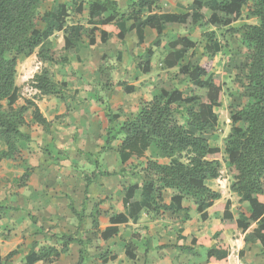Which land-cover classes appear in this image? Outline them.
I'll list each match as a JSON object with an SVG mask.
<instances>
[{
  "label": "trees",
  "instance_id": "16d2710c",
  "mask_svg": "<svg viewBox=\"0 0 264 264\" xmlns=\"http://www.w3.org/2000/svg\"><path fill=\"white\" fill-rule=\"evenodd\" d=\"M43 2L0 0V163L19 160L22 156L19 144L31 141V135L23 130L29 126L28 115L46 133L53 127V122L44 116L36 100L57 97L67 105V113L70 112L69 100L72 97L67 94L68 83L56 82L49 67H43L29 81V87L36 91L35 96L16 106L21 89L16 85L19 59L37 53L38 60L44 64L58 63L55 61L57 43L52 40L56 33H64V50L71 54L83 41L84 33L93 36L99 32L103 42L108 41L110 34L117 33V38L123 41L127 33L149 27L158 35L154 45L160 46L164 30L168 27L179 25L187 32L202 28L205 46L201 55L197 54V43L190 37L181 36L170 42V50L163 63L166 69L178 68L179 72L170 80L157 79L154 83L157 93L150 101H142L136 115L115 129L113 124L121 114H112L106 107L110 126L96 160L110 151H117L126 160L141 159L155 148L158 158L167 159L168 163L149 158L144 165L141 164L140 182L131 183L125 189L124 212L111 215L112 227L103 232L99 231L98 218L108 212L102 210L100 204H95L89 215L92 231L108 241L118 235L117 226L127 224L131 216L144 210L155 215L161 212L185 213L188 219L189 210L183 207L185 199L193 201L202 218L207 219V210L222 198V194L213 190L208 182L221 178L220 159L223 155L232 172L230 190L241 202L249 204L250 214L235 218L230 201L223 206H215L213 210L223 211L222 224L215 227L216 232L202 239L193 238L191 246L179 245L178 248L192 253L193 246L209 247L207 264H229L225 230L239 229L246 233L254 225L256 228L246 234L244 241L260 242L264 246V0H194L185 14L172 13L168 8L163 13L157 12L161 8V0H132L125 9L119 8L116 0H71L81 15L87 5L88 22L93 26L89 30L80 23L68 25L70 11L65 4H55L50 11L41 14ZM245 8L248 9L247 17L255 18L257 23L234 27L243 19ZM129 20L132 24L127 26ZM108 25L116 27H109L114 33L101 28ZM209 28L214 30L209 31ZM220 30L237 36L247 54L241 48L232 49L222 74H214V60L222 49L217 37ZM154 54V50L149 48L143 56L141 64L147 66L146 73L151 71ZM236 71L244 72L238 79L242 93L230 95L232 128L221 149L210 144L219 123L215 109L223 106V76H231ZM183 85L185 88L182 90L179 87ZM124 89L131 94L134 87L124 86ZM83 154L89 159L95 157L93 153ZM95 166L99 167L98 161ZM32 170L26 166L20 179L22 184L30 180ZM100 175L109 174L93 172L85 179L86 195L89 186ZM167 190L176 192L170 205L164 203L163 195ZM69 208L78 218L80 230L88 218L85 207L78 211L70 204ZM7 210L0 204V220L6 216ZM59 239L60 249L56 246L38 249L35 245L27 256L26 264L40 261L56 263L69 252L72 244L80 247L77 264H88L92 239L80 235V231L74 235H61ZM213 241L216 244L212 246ZM17 253V250L10 252L5 260L9 261ZM127 255L131 260L136 258L130 251ZM98 258L102 264H108L116 260L117 255L110 257L101 252Z\"/></svg>",
  "mask_w": 264,
  "mask_h": 264
},
{
  "label": "crops",
  "instance_id": "0c3cea01",
  "mask_svg": "<svg viewBox=\"0 0 264 264\" xmlns=\"http://www.w3.org/2000/svg\"><path fill=\"white\" fill-rule=\"evenodd\" d=\"M116 1L119 8L121 9H125L132 2V0ZM193 1L194 0H161V8L157 10V12L163 13L165 11L164 9L168 8L172 13L185 14L187 13V8L192 4ZM55 4H65L69 7L70 12L68 25L75 26L79 25L80 23L85 26L87 30L92 29L93 26H91L88 22L89 11L87 5L83 7V14L81 15L76 12V9L78 7L72 5L71 0H53L52 5L46 11H50L52 6ZM45 12H43V14ZM253 19L255 20L254 24H256L257 20L255 18ZM241 21L236 23L237 26L239 25L241 27L246 24H252L246 23L240 25ZM131 24L132 20H129L127 26H130ZM236 24H234V27H236ZM109 27L116 28L115 26L109 25L101 28L108 32L114 33V31ZM181 30H184V33H180ZM173 32H177L179 34L173 36L170 35V38L168 39L169 33ZM186 33L189 32H187L179 25L168 27L164 30L160 46L154 45L158 35L155 30L149 27L127 33L123 41L117 38V33L110 34L107 42L102 41V36L99 32H97L93 36L89 35L88 33H84L83 41L81 42V44H79V47L77 49L75 48V50L72 51L71 54L64 50V33H56L52 37V40H55L57 43V48L55 50V61H58V63L44 64L38 60L37 53L27 58L21 57L19 59L18 70L21 67L22 72L27 75L25 81L21 82H29L37 73L41 71L43 67H49L56 82L68 83L67 94L72 97L69 100V104L71 105L69 113H67L68 109L65 102L61 101L57 97L51 96L42 98H55V100L53 99V102L51 103L52 105L49 104V114L46 113L45 110L41 107V104L36 101L44 116L49 121L53 122V127L48 133H46L42 127L35 124L36 126L33 129L37 130L40 137L39 139H36L38 140V144L40 146L49 145V147L52 146L55 151L63 150L64 152V150H72L73 145H77L81 148L82 145H84L83 139L85 136H87L88 139H90L89 144H94V139L96 140L98 138H101V142H99L98 145H101L102 148L107 134V129L110 126L108 118L106 116V107L111 110L112 114H121V118L113 124V127L115 129H117L119 125L126 119L136 115L140 110L142 101H150L157 93L154 90L155 81L159 78L164 81L170 80L179 72L178 70V72L173 77L165 79L163 74L166 70L170 69L165 68L163 61L170 50V42L176 40L181 36L190 37ZM149 48H152L155 54L151 63V71L149 73H146L148 68L146 65L141 64V62L145 52ZM162 51H165L166 53L163 57L162 62H159V54H161L160 52ZM107 53H110V56H114L116 60L119 61L118 63L120 64V66L114 70L117 71L118 74L116 75V78L119 79L117 82H112V84H116V89L117 87L119 88L117 92L115 91L113 99L106 101L104 99L106 87L105 85L100 83V73L102 71L101 68L103 66L102 64L104 56ZM98 55H101V57H99ZM63 59L66 62H64ZM161 68L166 70L162 73H159V70H161ZM159 74L160 77H158ZM19 84L20 83H18L17 79L16 85L18 87H20ZM123 85L128 88L134 87L133 92L131 94L127 93ZM179 88L182 89V86H180ZM147 90H150L151 92V96L148 98L147 95H145V92ZM122 92H124V100L123 102L117 103L116 96L118 97ZM17 104L21 106L24 104V102H22L21 98H19ZM131 105H133L134 111L128 110ZM217 110H219V108L215 109L216 113ZM26 133L31 135V141L28 143L21 142L19 144L21 152H24L26 150L24 153H22V155L25 153L28 154L36 151L34 145L35 138L33 134L29 132ZM151 149L147 152L145 158H131L128 160L131 161L136 159L138 163H141L142 165H144L149 158L153 160H159L160 163H168L167 159L158 158V152L156 149H154L155 151H151ZM86 151V153L94 154L92 150ZM108 153H114L118 155L120 161H122L124 158L122 155H119L117 151H110L105 154ZM16 162L17 161L4 160L0 163V165L9 166L11 164H16ZM27 165H29V163H25L24 170L26 169ZM29 166L31 167V165ZM103 176L104 175H100L98 177V182ZM216 181L217 180L209 181L208 185L211 187L212 184L214 185ZM211 188L215 191L220 192L222 194V198L221 200L217 201L213 207L207 210V219L202 218V213H199L197 211V206L190 199H185L183 202V207L189 210L188 219L185 218V213L161 212L159 215H155L154 213H149L148 211L144 210L142 213H137L134 216H131L127 224L117 226L119 229V233L117 236L111 238L110 240L105 241L103 240V238H101L100 234H98L99 239H101L99 240V242L101 241L100 245L104 247V251L99 250L97 253L92 255L89 253L90 258L88 260V264H92L96 260L97 262H95V264H102L101 260L98 258V255L101 252H106L110 257L112 255H117V259L114 261H109L108 264H197L195 263V259L197 257L202 258L203 255L204 257L201 259L199 264H207V252L209 250V247L202 248L198 245L193 246V252L188 253L179 249L178 246H191V240L193 238L202 239L205 236H212L216 232L215 227L222 224L223 217L222 210H213L214 207L219 203L225 205L227 201H230L231 211L237 219H239V217L243 214L247 217L250 214L249 204L247 202H241L240 198L236 194L231 192L230 187L225 192L214 189L213 187ZM175 195L176 192L173 190L165 191L163 195L164 203L170 205L171 200ZM124 196L125 192L122 197L123 209L117 212L112 211L98 218L99 231L103 232L107 228L112 227L109 220L111 215H117L124 212ZM86 199L87 195L85 193L83 208L86 207ZM102 203L100 207L102 206ZM0 204L8 208V214L2 220H0V257L2 258L1 264H9L11 260H13V264H16L17 259L14 258L15 256L13 257L14 259L12 258L9 261L5 260L6 256L14 250L18 251L16 255L17 258L21 257L22 259H24L23 263L26 264L27 256L29 255L32 248L37 245L39 249L44 245H40L37 241L34 240H32L31 242H24L19 235L25 229L23 227H17L15 225L19 222V218H21V216L22 218H25V213H20L21 209L16 204L11 205V203H2L1 201ZM242 205L245 206V212H236L237 210L239 211V208H241L237 206ZM91 212L92 211H90V213ZM90 213H85V215L88 217L85 220V223L90 221V229L88 230V233L93 235L94 232L92 231L91 226L92 221L89 218ZM75 219L78 220V218L76 217ZM205 226L207 227V229L202 230ZM255 228L256 225L252 226L246 233H243V231L239 229L225 230V243L228 242V236H233V234L240 235V238L237 240V246L239 249L235 250L232 248L233 245L231 243H227L229 246L227 255L229 264H240V257L244 258V260L248 262L247 264H252L251 260L253 259L252 255L254 252L260 254L262 253V256L260 258L261 263L259 264L264 263V246L260 244V242L246 243L244 241L246 234L250 231H253ZM80 235L84 234L80 232ZM55 236V238L57 239V243L47 246H56L60 249L61 242L59 241L60 239L58 233H56ZM86 236L92 239V237H90L89 235ZM24 243H31V245H29L27 250L18 249V246H21ZM215 244L216 241H213L212 246ZM79 248V245L72 244L69 247V252L67 254H64L58 262L53 264H77L79 260ZM73 251L75 253H72ZM127 251H130L132 254L136 255V258L134 260H131L127 255ZM200 252L202 253V255L200 254ZM72 254L73 256H71ZM70 258H73L76 261L74 263H72L71 261L69 262ZM35 264L49 263L40 261L36 262Z\"/></svg>",
  "mask_w": 264,
  "mask_h": 264
},
{
  "label": "rangeland",
  "instance_id": "374dc122",
  "mask_svg": "<svg viewBox=\"0 0 264 264\" xmlns=\"http://www.w3.org/2000/svg\"><path fill=\"white\" fill-rule=\"evenodd\" d=\"M53 3V0H44L40 13L43 14ZM248 9L245 8L243 19L240 22L242 24L246 23H255L253 18L247 17ZM210 14H208L209 17ZM83 21V20H82ZM236 27H240L239 25ZM214 30V28H209V31ZM173 32L169 33L170 35H178L179 33ZM180 33H184V30H181ZM204 30L202 28H196L194 31L186 33L190 38L197 43L196 52L201 54L205 45V38L203 37ZM218 40L221 42L222 49L218 53L217 57L214 60V68L212 73L222 74L224 65L227 63L231 50L235 48H241L244 53L247 54V49L243 47L240 43V40L237 36H231L226 33L225 30L217 31ZM159 62H162L163 57L165 56V51L160 52ZM110 53H107L103 59L102 71L100 73L101 79L100 83L105 85L106 91L104 99L111 100L116 89V84H112L113 81L117 82L119 78H116L118 74L117 69L120 64L114 56H110ZM101 57V55H98ZM166 69L161 68L159 73L164 72ZM114 72V74H113ZM166 72V73H165ZM164 72V78H171L177 72L178 69L166 70ZM244 75L243 71H236L231 76H223L224 86V97L222 100L223 106L217 110L219 115L218 126L213 133L210 144L212 146H217L221 149L224 148L225 138L228 136L232 123L230 120L231 110L230 106V95L235 94L239 95L242 93L238 79L242 78ZM112 76V77H111ZM27 75L22 72L21 67L18 70V83H20V98L22 102L25 99H32L35 96V91L31 90L29 87V82L25 81ZM156 77V76H155ZM160 77V74L159 76ZM174 78V77H173ZM110 87V88H109ZM185 88V85L182 86V89ZM103 89V88H102ZM123 93L116 96V102H123ZM147 98L151 96L150 90L145 92ZM46 99V98H45ZM42 99L36 100L41 104V107L45 110L46 113H50V105L53 102V99ZM44 100V101H43ZM6 106V102H3ZM16 106H20L17 104ZM116 107V106H115ZM129 111H134L133 105L128 108ZM130 114V113H129ZM29 126L24 128L25 132L32 133L35 138V149L36 151L23 154L16 164H11L9 166L0 165V201L3 203H11V205H17L21 210L20 213H25V218H19V222L15 225L17 227H23L25 230L20 233V237L24 242H31L32 240L37 241L40 245H54L57 243L55 234L58 233V236L66 234L71 235L80 231L84 235H89L92 237V243L89 246V253L95 254L99 250H103L104 247L100 245L99 237L97 235H92L88 233L90 229V221L84 223L78 230L79 222L72 215L69 205L73 204L78 210L82 211L84 194L86 191V182L87 177H91L93 172L96 173H107L109 175H104L101 179L96 180L94 184L89 186L85 213H90L95 204H100L102 202V210L110 212H117L122 207V197L125 192L126 187L130 183L140 182L139 174L142 171L141 163H138L136 159L126 160L123 158L122 161L118 158V155L114 153H108L103 156H99L96 160V154L101 148V145H98L101 142V138L94 139V144H89L90 139L87 136L84 137V145L80 148L77 145H73L72 150H61L55 151L51 146H40L38 144L39 135L35 128V123L32 122L31 116L28 115ZM75 142V141H74ZM117 144V143H116ZM115 144V145H116ZM24 145V144H23ZM44 145V144H43ZM31 149V148H29ZM155 148H152L151 151H155ZM86 150H92L94 152L93 158L89 159L83 153H86ZM26 151V150H25ZM24 151V152H25ZM22 152V153H24ZM222 163V174L221 178L218 179L214 185L211 187L219 191H226L229 189L232 183V172L228 168L227 161L224 160V156L221 157ZM98 161V168L95 166V162ZM124 161V162H123ZM22 163V164H21ZM25 163L31 165L33 168L31 172V178L26 184H22L20 179L23 176L25 170ZM71 163V164H69ZM15 201V202H14ZM240 204V203H239ZM224 204H217L216 206ZM239 211L236 212H245V206H237ZM108 209V210H106ZM242 210V211H240ZM24 212V213H23ZM19 213V212H18ZM8 214V210L6 215ZM21 223V224H20ZM210 227V226H208ZM205 226L202 230H206ZM78 230V231H77ZM240 238L239 234H233L228 236V244L231 243L232 248L237 250V240ZM31 243H24L21 246H18V249L27 250ZM204 248V247H202ZM104 251V250H103ZM259 251V250H258ZM72 253H75L74 251ZM202 255V253L200 252ZM73 256V254L71 255ZM70 256V257H71ZM262 253H253L252 255V264L261 263ZM204 255L202 256V258ZM16 264H24V259L17 258ZM13 258V259H14ZM196 258L195 263L199 264L201 259ZM20 259V260H18ZM11 260L9 264H13ZM74 263L75 259H69V262ZM240 264H247L248 262L244 258L240 257ZM246 261V262H245ZM94 261L92 264H95Z\"/></svg>",
  "mask_w": 264,
  "mask_h": 264
},
{
  "label": "built area",
  "instance_id": "2783aa9c",
  "mask_svg": "<svg viewBox=\"0 0 264 264\" xmlns=\"http://www.w3.org/2000/svg\"><path fill=\"white\" fill-rule=\"evenodd\" d=\"M31 90H33V89H31ZM34 91V90H33ZM35 94H36V91H35Z\"/></svg>",
  "mask_w": 264,
  "mask_h": 264
}]
</instances>
